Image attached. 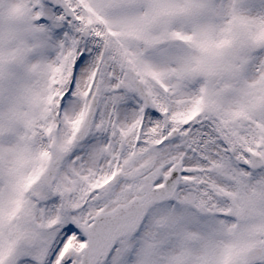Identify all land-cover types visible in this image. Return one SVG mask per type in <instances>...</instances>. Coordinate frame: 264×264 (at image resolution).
<instances>
[{
	"label": "snow or ice",
	"instance_id": "snow-or-ice-1",
	"mask_svg": "<svg viewBox=\"0 0 264 264\" xmlns=\"http://www.w3.org/2000/svg\"><path fill=\"white\" fill-rule=\"evenodd\" d=\"M0 264H264V0H0Z\"/></svg>",
	"mask_w": 264,
	"mask_h": 264
}]
</instances>
